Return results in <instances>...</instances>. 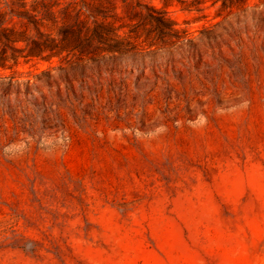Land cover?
<instances>
[{
    "label": "rangeland",
    "instance_id": "obj_1",
    "mask_svg": "<svg viewBox=\"0 0 264 264\" xmlns=\"http://www.w3.org/2000/svg\"><path fill=\"white\" fill-rule=\"evenodd\" d=\"M0 264H264V0H0Z\"/></svg>",
    "mask_w": 264,
    "mask_h": 264
},
{
    "label": "trees",
    "instance_id": "obj_2",
    "mask_svg": "<svg viewBox=\"0 0 264 264\" xmlns=\"http://www.w3.org/2000/svg\"><path fill=\"white\" fill-rule=\"evenodd\" d=\"M60 49H62V47ZM33 55H35V53Z\"/></svg>",
    "mask_w": 264,
    "mask_h": 264
}]
</instances>
